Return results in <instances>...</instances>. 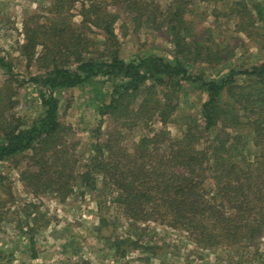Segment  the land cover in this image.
Masks as SVG:
<instances>
[{
  "label": "rangeland",
  "instance_id": "1",
  "mask_svg": "<svg viewBox=\"0 0 264 264\" xmlns=\"http://www.w3.org/2000/svg\"><path fill=\"white\" fill-rule=\"evenodd\" d=\"M63 1L62 17L78 23L83 0ZM145 1L152 9L151 21L133 9L122 12L124 5L114 9L120 11L115 32L123 59L150 55L172 59L168 8L173 11L178 6L192 49L206 54L204 62L194 59L191 72L217 77L229 68L243 69L264 61V22L253 11V3L264 5V0ZM55 2L0 0V55L12 65L11 72L0 65V133L8 127L28 126L43 112L37 87L29 78L41 76L47 60L38 59L43 46L32 48L27 39L37 21L56 17L50 8ZM83 28L86 37L101 38L95 27ZM182 84L180 109L166 125L172 137L180 134L188 117L202 121L206 94L189 82ZM112 85L99 76L57 91L62 125L57 145L0 161V264H264V236L248 253L227 256L223 249L193 245L181 231L167 225L128 221L117 212L116 187L109 185V172L99 170L100 162L104 159L111 166L122 152L132 151L142 135L153 133L161 124L154 119L131 128L111 114H102ZM238 128L235 132L244 135L246 156L251 159L250 129ZM82 171L90 173L84 180ZM63 182L67 191L59 188ZM135 239L139 240L137 248L132 246ZM116 241L122 243L117 244L118 252L112 248ZM219 255L222 262H218Z\"/></svg>",
  "mask_w": 264,
  "mask_h": 264
},
{
  "label": "trees",
  "instance_id": "2",
  "mask_svg": "<svg viewBox=\"0 0 264 264\" xmlns=\"http://www.w3.org/2000/svg\"><path fill=\"white\" fill-rule=\"evenodd\" d=\"M62 1L50 7L56 17L37 21L27 39L32 48L43 46L38 59L47 60L44 73L29 78L37 87L43 112L28 126L8 127L0 133V161L56 146L62 125L55 93L105 77L113 85L102 114H111L131 128L154 119L161 124L153 133L142 135L132 151L122 152L111 166L104 159L100 162L99 170H107L109 185L116 187L117 212L128 221L167 225L204 249H223L227 256L248 253L264 236V61L229 68L217 77L191 72L195 60L206 61V54L192 49L178 6L173 11L168 8L172 59L150 55L127 61L119 55L115 26L120 11L114 9L124 5L122 12L133 9L151 21L147 1L83 0L78 23L62 17L66 5ZM253 11L264 22V5L253 3ZM82 26L95 27L101 38L86 37ZM0 65L11 72V63L1 55ZM183 81L206 94L202 121L188 117L180 134L172 137L166 125L180 109ZM239 126L250 129L251 159L246 156L244 135L235 132ZM87 175L82 171L81 180ZM59 188L67 191L68 185L63 182ZM138 242L135 239L132 246L137 248ZM117 244L122 243L112 242L116 252ZM218 262H222L220 255Z\"/></svg>",
  "mask_w": 264,
  "mask_h": 264
}]
</instances>
